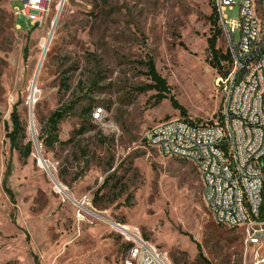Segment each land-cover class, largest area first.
<instances>
[{
    "label": "rangeland",
    "instance_id": "374dc122",
    "mask_svg": "<svg viewBox=\"0 0 264 264\" xmlns=\"http://www.w3.org/2000/svg\"><path fill=\"white\" fill-rule=\"evenodd\" d=\"M242 2L229 22L240 21ZM27 3L0 0V264H132L137 236L172 264L262 261L246 228L215 223L197 167L145 142L170 120L221 121L212 0H46L19 15ZM217 48L228 53L223 33ZM151 59L168 99L148 89ZM73 102L63 144L48 150V118ZM14 110L27 125L20 149L8 137ZM28 141L34 152L24 159Z\"/></svg>",
    "mask_w": 264,
    "mask_h": 264
},
{
    "label": "built area",
    "instance_id": "2783aa9c",
    "mask_svg": "<svg viewBox=\"0 0 264 264\" xmlns=\"http://www.w3.org/2000/svg\"><path fill=\"white\" fill-rule=\"evenodd\" d=\"M45 1L28 0L17 13L40 12ZM212 3L232 58L230 73L216 81L223 98L221 121L170 120L149 130L145 142L150 147V141H160V148L154 149L164 157L169 149L196 153L204 200L215 223L246 228L250 244L264 248V239L256 237L264 234V0H243L239 22H229L226 16L238 6L236 0ZM151 247L135 237L129 247L132 264H172L164 253V261H153ZM137 250H144L143 259L134 258Z\"/></svg>",
    "mask_w": 264,
    "mask_h": 264
},
{
    "label": "trees",
    "instance_id": "16d2710c",
    "mask_svg": "<svg viewBox=\"0 0 264 264\" xmlns=\"http://www.w3.org/2000/svg\"><path fill=\"white\" fill-rule=\"evenodd\" d=\"M213 28L215 30L214 36L208 41L209 51L211 54V66L215 69L219 76H227L232 68V58L231 54L228 53L224 55L218 48L217 42L219 37L222 35L223 31L218 27L219 20L216 8L213 6ZM226 62L228 64V70H225L222 63ZM148 69H149V77L155 83L154 85L148 86V89H156L159 91L158 100L162 101L168 99L167 94L169 93V89L167 86V82L159 75L157 72L154 61L151 59L149 61ZM172 105L175 110L179 111L184 118H187L186 109L181 106L174 98L171 99ZM76 106V103H72L70 106H66L64 108L58 109L55 111L47 120L46 127L44 129V135L41 138L42 144L48 149L53 150L57 145H62L63 143L60 140L59 136V126L60 124L72 113ZM90 113V112H89ZM12 125L13 129L9 132L8 137L12 142V146L14 149H20V143L22 141L27 140V125L21 121L19 113L14 110L12 113ZM84 131V130H83ZM23 158L28 159L34 152V145L31 141H28L24 148L21 149ZM6 186V183H5ZM10 194L11 192L7 190ZM11 195V194H10ZM261 220L264 221V205L262 208Z\"/></svg>",
    "mask_w": 264,
    "mask_h": 264
},
{
    "label": "bare ground",
    "instance_id": "6f19581e",
    "mask_svg": "<svg viewBox=\"0 0 264 264\" xmlns=\"http://www.w3.org/2000/svg\"><path fill=\"white\" fill-rule=\"evenodd\" d=\"M51 38H52V35H51V37H49V39H47V42L43 43V45H45V43H46V45L43 47L44 50H43V55H42V61H45V59L47 57L48 49H49V46H50V43H51ZM42 64H43V62H42ZM42 64H41V66H42ZM150 146L153 147V148H160V141H150ZM165 157L185 160V161L193 163L197 167V165H196V163H197V154L196 153L185 152L184 149H169V152L165 153ZM199 172H200L201 177L203 179V170H199ZM123 228H124V230H129L128 227H123ZM138 241H139V238H138ZM150 257H151V259L153 261H164V259L162 257V254L159 253L158 250L155 247H153V246L151 247V250H150Z\"/></svg>",
    "mask_w": 264,
    "mask_h": 264
},
{
    "label": "water",
    "instance_id": "95a60500",
    "mask_svg": "<svg viewBox=\"0 0 264 264\" xmlns=\"http://www.w3.org/2000/svg\"><path fill=\"white\" fill-rule=\"evenodd\" d=\"M26 1H28V0H26ZM64 5V1L61 3V7ZM36 77H37V75H36ZM40 163H42V165L46 168V169H48V167H47V165H46V162L43 160V159H40ZM256 237L257 238H259V239H264V234H257L256 235Z\"/></svg>",
    "mask_w": 264,
    "mask_h": 264
}]
</instances>
